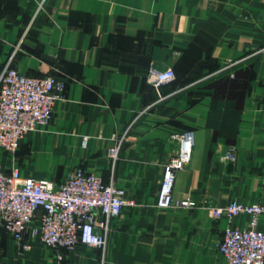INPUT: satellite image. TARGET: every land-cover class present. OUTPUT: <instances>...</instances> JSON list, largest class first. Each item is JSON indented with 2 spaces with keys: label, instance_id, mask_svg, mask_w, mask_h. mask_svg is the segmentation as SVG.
<instances>
[{
  "label": "crops",
  "instance_id": "1",
  "mask_svg": "<svg viewBox=\"0 0 264 264\" xmlns=\"http://www.w3.org/2000/svg\"><path fill=\"white\" fill-rule=\"evenodd\" d=\"M10 59L19 72L66 87L50 123L14 155L0 147L2 168L58 183L83 168L108 182L109 149L129 129L114 179L136 206L101 230L104 251L78 244L61 260L31 230L27 250L0 230V264H226L218 243L229 220L207 207L264 206V0H0V72ZM150 68L176 77L157 90L146 80ZM223 76L240 85L218 115L234 128L231 144L215 138L210 121L212 83ZM184 131L194 147L173 198L195 205L159 209L164 168L178 148L172 135ZM229 147L235 161L224 160ZM247 223L245 215L232 220Z\"/></svg>",
  "mask_w": 264,
  "mask_h": 264
},
{
  "label": "built area",
  "instance_id": "2",
  "mask_svg": "<svg viewBox=\"0 0 264 264\" xmlns=\"http://www.w3.org/2000/svg\"><path fill=\"white\" fill-rule=\"evenodd\" d=\"M175 77L172 68H150L146 74L147 82L157 90ZM65 87L66 82L55 76L35 77L19 72L10 59L0 72V147L14 155L28 133L34 132L40 124L50 123L55 102L62 98ZM128 131L109 149L108 182L83 168L69 171L58 183L22 177L18 170L6 172L0 165V230L6 231L23 250L28 249L23 241L31 230L33 236H38L54 250L59 260L63 250L72 251L78 244L104 251L106 236L101 230L107 231L110 221L118 217L124 207L136 206L135 201L125 198L124 189L116 185L114 179ZM172 139L178 148L164 168L157 201L159 209L195 205L191 199L175 204L173 198L177 173L192 159L193 132L176 133ZM87 140V137L83 139L84 146ZM224 160H236L234 147H229ZM207 209L213 219L226 217L229 220L218 243V251L226 264H264V228H260L263 205L232 200L226 206ZM241 215L248 217L247 225L232 224V220Z\"/></svg>",
  "mask_w": 264,
  "mask_h": 264
},
{
  "label": "trees",
  "instance_id": "3",
  "mask_svg": "<svg viewBox=\"0 0 264 264\" xmlns=\"http://www.w3.org/2000/svg\"><path fill=\"white\" fill-rule=\"evenodd\" d=\"M213 88V100L214 104L211 110V114L217 115V118L213 119L211 117V124L214 120L217 121L215 124V138L221 137L224 139L226 144H231L235 141L234 128L230 124H227V121L219 122V114L225 108V103H227V98H234L239 96L240 85L236 84L235 81H232L227 78V76L220 77L212 83Z\"/></svg>",
  "mask_w": 264,
  "mask_h": 264
}]
</instances>
